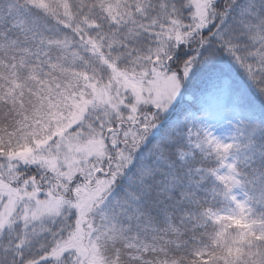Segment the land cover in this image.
I'll use <instances>...</instances> for the list:
<instances>
[{"label": "snow or ice", "instance_id": "6c2138e0", "mask_svg": "<svg viewBox=\"0 0 264 264\" xmlns=\"http://www.w3.org/2000/svg\"><path fill=\"white\" fill-rule=\"evenodd\" d=\"M0 264H264V0H0Z\"/></svg>", "mask_w": 264, "mask_h": 264}]
</instances>
